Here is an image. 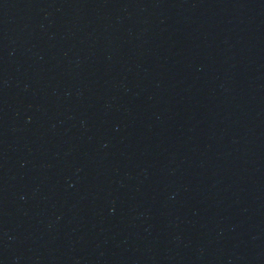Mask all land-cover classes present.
I'll use <instances>...</instances> for the list:
<instances>
[{
  "label": "water",
  "instance_id": "obj_1",
  "mask_svg": "<svg viewBox=\"0 0 264 264\" xmlns=\"http://www.w3.org/2000/svg\"><path fill=\"white\" fill-rule=\"evenodd\" d=\"M0 264H264V0H0Z\"/></svg>",
  "mask_w": 264,
  "mask_h": 264
}]
</instances>
